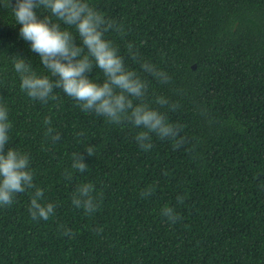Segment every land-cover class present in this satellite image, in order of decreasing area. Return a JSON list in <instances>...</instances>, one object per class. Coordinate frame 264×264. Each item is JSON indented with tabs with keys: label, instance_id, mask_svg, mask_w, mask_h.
I'll return each instance as SVG.
<instances>
[{
	"label": "trees",
	"instance_id": "obj_1",
	"mask_svg": "<svg viewBox=\"0 0 264 264\" xmlns=\"http://www.w3.org/2000/svg\"><path fill=\"white\" fill-rule=\"evenodd\" d=\"M85 2L123 30L105 38L147 82L149 102L163 96L178 105L169 111L152 103L183 126L187 143L173 150L153 136L145 152L134 140L139 129L81 111L61 89L46 104L30 99L13 57L38 75L49 73L0 0V105L12 125L5 152L29 155L33 183L43 190L39 202L56 206L48 220H33L35 189L0 206V264H264V0ZM36 11L38 19L51 16ZM129 43L171 82L143 72ZM89 78L104 80L96 68ZM45 118L59 141L46 137ZM73 153L85 156V172L72 169ZM83 183L102 193L95 213L72 205ZM149 186L152 194L141 198ZM165 206L179 214L176 223L161 216Z\"/></svg>",
	"mask_w": 264,
	"mask_h": 264
},
{
	"label": "clouds",
	"instance_id": "obj_2",
	"mask_svg": "<svg viewBox=\"0 0 264 264\" xmlns=\"http://www.w3.org/2000/svg\"><path fill=\"white\" fill-rule=\"evenodd\" d=\"M6 7H11L15 25H20V37L30 43L31 51L38 54L41 65L47 69L48 75H38L32 65L22 58L13 57V68L20 78V89L32 99L47 103L56 100L54 89L73 99L84 112H91L105 118L115 125H131L139 129L134 136L136 144L142 151L151 150L153 136L160 140L172 142L173 150L187 143L181 135L183 126L169 121L167 115L152 107L175 111L176 103H170L163 96H156L150 103L148 100V84L141 76L125 66L124 58L118 49L105 38L111 31H123L120 26L104 14L91 7L85 0H15ZM43 7L51 16L37 17V9ZM55 17L68 28L75 29V34L68 28L62 29L60 23L51 19ZM79 37V45L76 41ZM130 58L139 63L143 72L153 76L163 84L171 82L167 72L159 70L155 65L142 60L133 44L127 45ZM93 68L99 69L104 77L102 83L89 78ZM45 135L53 142L60 140V133L50 126V118H45ZM12 125L8 118V108L0 105V206H10L16 194L35 189L30 201L29 214L33 220H48L54 214L55 205L42 204L43 190L33 183V171L30 169V157L12 148L5 152L9 142V130ZM84 133H77L83 136ZM95 148L85 149L88 157L94 155ZM81 153L72 154V169L83 173L88 165ZM167 175V173H164ZM71 179V173L66 177ZM153 188L149 186L140 193L141 198L151 195ZM95 193V185L83 183L72 194V205L82 209L85 214L99 210L101 194ZM183 203V197H177ZM161 216L171 223H176L180 216L173 208L165 206ZM102 229H97V232ZM65 230L64 235H70Z\"/></svg>",
	"mask_w": 264,
	"mask_h": 264
},
{
	"label": "water",
	"instance_id": "obj_3",
	"mask_svg": "<svg viewBox=\"0 0 264 264\" xmlns=\"http://www.w3.org/2000/svg\"><path fill=\"white\" fill-rule=\"evenodd\" d=\"M192 68L195 69V65H192Z\"/></svg>",
	"mask_w": 264,
	"mask_h": 264
}]
</instances>
